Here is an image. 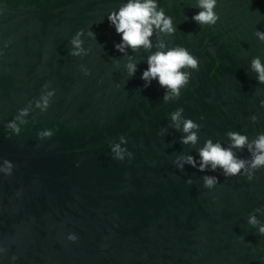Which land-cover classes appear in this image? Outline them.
Masks as SVG:
<instances>
[{
  "label": "water",
  "instance_id": "obj_1",
  "mask_svg": "<svg viewBox=\"0 0 264 264\" xmlns=\"http://www.w3.org/2000/svg\"><path fill=\"white\" fill-rule=\"evenodd\" d=\"M123 2L0 0V161L14 164L11 176L0 175V264H12L13 255L15 264H264V236L247 225L257 208L264 223V169L251 183L177 171L172 160L196 150L168 127L169 113L183 108L202 124L197 147L209 138L226 144L228 131L249 139L264 133V85L248 70L253 57L264 62V43L254 36L264 31V0H218L214 28L192 22L195 0H159L176 33L156 39L186 47L200 62L179 100L168 103L155 81L143 88L149 53L134 54L129 78L127 57L114 51L120 38L107 14ZM79 30L95 40L82 36L88 55L73 58L68 41ZM46 83L55 90L47 112L30 109L20 134L6 133L5 123ZM44 129L54 135L38 140ZM121 135L132 153L122 162L109 149ZM205 174L218 176L212 191L202 187Z\"/></svg>",
  "mask_w": 264,
  "mask_h": 264
},
{
  "label": "clouds",
  "instance_id": "obj_2",
  "mask_svg": "<svg viewBox=\"0 0 264 264\" xmlns=\"http://www.w3.org/2000/svg\"><path fill=\"white\" fill-rule=\"evenodd\" d=\"M218 0H195L194 7L198 11L192 15L191 20L199 27L214 28L220 20L216 12ZM107 21L119 36V43L114 44V51L120 54L121 58L127 57L124 63V70L129 78L135 76L137 63L134 61V54L138 51L149 53L147 55V68L142 71L140 79L143 81V88H148L153 81L163 90L162 101L168 103L177 101L181 96V91L190 83L192 73L199 70V59L194 56L184 46L169 47L163 39L159 37H170L176 33L172 17L166 15L165 9L160 6L159 0H124L116 9L109 11ZM95 40L92 31L84 33L79 30L68 41V55L73 58H83L88 55V50L83 47L82 36ZM190 35V34H189ZM255 38L260 43H264V31H255ZM155 41V42H154ZM7 46V45H5ZM155 49V51H153ZM131 53V54H130ZM2 55V52H0ZM114 67H119V60H114ZM249 72L255 75L256 81L264 85V62L259 56L253 57L248 66ZM80 71L87 77L90 73L83 65ZM55 90L50 89L49 84H44L38 98L28 101V103L17 110L16 115L5 123L6 133L18 136L23 126L28 123V117L32 114L30 109H35L44 114L49 109ZM260 106L264 107V100L260 101ZM184 109L177 108L169 113L168 127L180 133L179 143L183 146L195 148L196 155H177L172 164L177 171H183L185 166L195 169L200 173H219L224 179L241 177L251 183L255 178V173L264 169V133H259L253 139L245 134L235 131L225 133L226 144L220 140L213 142L211 138L206 139L201 147L199 143V131L202 124H198L183 115ZM203 121L204 117L199 118ZM255 115L250 117L251 123H256ZM167 128H161L158 135H165ZM54 135L53 130L44 129L38 131V140H46ZM7 138V137H6ZM127 144L124 135L118 137V142H110L109 149L111 158L116 161H124L125 158L131 160L132 153L127 151L123 145ZM246 151L247 158H241L238 153ZM14 164L4 159L0 161V175L11 176ZM202 187L212 191L218 184L217 175H202ZM191 185V178L185 181ZM261 208H257L250 213L247 218V225L256 230L257 235L264 236V223L257 219V214ZM78 237L74 233H69L66 240L75 243ZM238 239H243L239 237ZM6 249L0 246V257ZM17 257L13 255L10 260L15 264Z\"/></svg>",
  "mask_w": 264,
  "mask_h": 264
}]
</instances>
